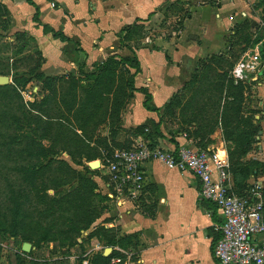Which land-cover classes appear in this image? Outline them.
Here are the masks:
<instances>
[{"label": "crops", "instance_id": "crops-1", "mask_svg": "<svg viewBox=\"0 0 264 264\" xmlns=\"http://www.w3.org/2000/svg\"><path fill=\"white\" fill-rule=\"evenodd\" d=\"M33 1L38 13L27 0H0V20L4 19L0 28L8 26V15L2 8L7 6L11 26L35 37L43 71L51 76L76 65L91 68L110 53L136 54L139 70L134 75V85L147 89V103L152 108L143 104L146 93L135 89L125 118L130 130L144 124L152 128L159 123L156 143L167 148L195 142L185 128L169 129L165 110L170 96L190 78L195 60L200 66L203 58L224 45L226 33L233 31L238 22L236 15L243 17L251 12L248 0ZM177 2L184 11L179 36L154 35L146 27L144 37L135 32L126 36L127 25H140L141 30L154 16L164 15L167 7ZM199 8H204V13L196 16ZM35 14L39 21L34 19ZM51 28L69 38L53 35ZM260 69L253 88L259 108L254 119L259 124L253 142L256 148L247 152L244 159L251 155L260 162L250 163L251 173L246 181L264 185V73H259ZM221 130L216 126L209 134L213 138L211 146L224 147ZM143 168L147 183L141 201L136 205H117V217L105 221L118 235L130 237L126 247L116 243L112 249H133L140 264H220L212 243L223 215L216 203L200 197L198 177L190 169L168 167L161 159L146 161ZM231 184L233 187L232 173Z\"/></svg>", "mask_w": 264, "mask_h": 264}, {"label": "rangeland", "instance_id": "rangeland-1", "mask_svg": "<svg viewBox=\"0 0 264 264\" xmlns=\"http://www.w3.org/2000/svg\"><path fill=\"white\" fill-rule=\"evenodd\" d=\"M248 1H250L251 12L243 17L236 15V21L238 22L235 23L233 31L226 33L228 36L224 45L217 48L213 56L203 58L202 65L199 66L197 60H195L193 66H191V72L198 71L197 74H199L210 69V78H214L215 72L224 71L227 72V76H231L234 79V75L239 78V73H247L245 70H240L239 72L235 69L239 68L243 64V59L248 57V54H252L255 49L259 51L262 59H264V0ZM181 7L183 6L179 2L167 7L164 15L154 16L147 26L136 31V34L144 37L145 29L147 28L154 35L160 34L162 37L179 36L177 31L182 27L184 18V11H182ZM2 8L8 15V26L0 28V74L9 76V82L4 83L9 86L2 89L3 92L0 90V264H15L18 261L20 264H29L32 261H39L40 264H90L93 254L96 252H102L103 254L105 246L108 245L102 237L105 236V231H102L100 226H106L105 221L117 217V205L109 197H102L98 194L92 195V204L98 209L99 216L90 223L88 228L80 233H64L60 230H55L48 239L43 240L41 238L44 231L43 226H35L34 221L37 217L40 218L39 208L44 206L45 203L38 201L37 195L30 191L31 187L28 184L20 182L19 172L15 169L16 165L27 163L29 162L28 160L37 161L38 159L48 163L42 174L44 175V183L47 185V193L50 195L70 192L80 182L83 181L82 183H84L85 180V182H88L89 179H92V175L86 172L81 164L72 161L67 151L49 154L48 158L39 157L35 154H26L24 149L28 139H23L19 133H21V127H29L25 123V114L28 110L31 114L30 125L38 129V131L40 129L39 126L44 123V120H38L39 117L44 119L52 117L51 119H54V115L58 113V106L63 105L58 101L62 93V87L66 85L68 79L72 76L71 72H73L75 73L74 77L79 81L78 95H83V89L86 85L97 81L104 97L103 103L101 102L99 105L100 109L103 105L101 118L95 125L91 124L90 126L92 137L88 142L89 147L91 152L97 151L93 159L101 157L100 151L105 150L103 148L105 145L109 150L117 146L126 145L133 134L132 129H129L130 126H128L125 116L129 109L130 101L134 96L133 88L130 85L134 67L128 66L124 62L114 61L106 63L102 67L94 65L85 69L80 65H76L74 69L66 68L64 72L59 74L62 76L61 79L55 81V95L51 97L53 101L50 100L49 109L45 113L36 103H30L31 101H39L45 93L42 85L43 76L39 77L40 79L37 77L38 74L41 75V71L44 73L45 71L42 68L35 37L25 34L23 30H15L16 28L11 26L8 7ZM202 9L204 8L197 10L198 14L196 16L204 13ZM211 14L212 11L209 16ZM15 74L28 77L30 80L26 84H15L16 89L14 90L10 87L13 85L12 78ZM247 75L248 79L239 80L246 83L241 107L244 110L243 115L247 114L246 111H250L248 115L252 116L253 119H257V116H255L257 112L255 111L259 108L257 100L253 96V88L256 86L255 80L258 79V76L257 72H248ZM197 82H187L180 90L176 91V94L174 93L170 96V103L165 110L169 129L185 128V131L192 133L193 127L188 126L185 119L192 117L193 111L205 99L204 93H199L196 97L192 95L193 89H196L198 85ZM2 84L0 83V85ZM61 108L64 113L66 109ZM217 126L221 127L220 124H217ZM256 127L259 129V124H256ZM52 131H54V128ZM256 134L257 132H255ZM209 137L212 141H206L207 138L203 140L204 143L211 146L213 138L210 135ZM221 137L223 138V133ZM100 139L102 141H99ZM50 141L49 137L43 139L45 144ZM223 145L227 154L228 151L233 149V144H227L225 139ZM255 148V144H252V147L247 152H251ZM245 156L247 155L245 154ZM49 157H52V159L49 160ZM59 158L65 159L70 163L71 167L79 169V172L71 169L66 171V166L57 161ZM76 158L83 165H88L89 160H86L84 155ZM247 160L254 164V158L251 155ZM81 172L89 175L88 180L79 178ZM55 177H58V184H53ZM94 178L97 179L95 175ZM11 184H14L15 187H10ZM11 188L22 192L30 191V200L24 202L21 205V209L15 210L13 202L9 199ZM25 213H29V215L25 216ZM58 213L57 211L56 215L53 216L57 220L59 227L64 229L67 227L66 220ZM49 218L42 219L41 223L45 224ZM24 241L30 243L29 250L22 249ZM111 251L112 249L109 254ZM121 253L120 251L119 254ZM113 256H116V254Z\"/></svg>", "mask_w": 264, "mask_h": 264}, {"label": "trees", "instance_id": "trees-1", "mask_svg": "<svg viewBox=\"0 0 264 264\" xmlns=\"http://www.w3.org/2000/svg\"><path fill=\"white\" fill-rule=\"evenodd\" d=\"M27 1L35 6L36 12L38 13V6L36 3L33 0ZM34 19L39 21L36 14L34 15ZM3 20L4 19L1 18L0 25L4 23L2 22ZM129 27L130 25L125 27L128 28L126 36H129L134 32L137 33L136 31L141 28L140 25H133L131 28ZM51 32L53 35L58 36L61 39L69 38L61 31H57L53 28H51ZM213 55L214 54L210 55V57ZM114 61L124 62L128 66L134 67L132 78L130 79V85L133 88V91L138 89L146 93L147 96L143 99V104L147 108H152L147 103L149 101V93L147 89L142 86L136 87L134 85L133 77L139 70V60L136 54L119 55L115 52L110 53L96 65H100V67H102L104 64ZM202 64L203 62L201 65ZM197 72L198 71L192 72L190 78L183 84L184 86L187 82L198 81V85L196 86V89H193L194 91L192 95L196 97L199 93H204L205 96L204 101L193 111L192 117L185 119L187 121L186 123L193 127L192 133L188 132V134L195 137V143L197 145L205 147L207 144L204 143L203 139L207 138L206 141H212L209 134L214 130L217 124H220L223 138L226 143L233 144V149L228 151L230 171L233 176V189L237 193H244L251 184L246 181V178L251 173V162L245 160L244 156L252 147V144L255 141V132L258 130L256 127L257 123L254 121L252 116L248 115L250 114V111H246L247 114L243 115L244 110L241 107V102L246 83L241 81L236 82L231 76H227V72L224 71L215 72L214 78H210V69L202 71L199 74H197ZM40 73L41 75L38 74L37 77L39 78L43 76L42 85L45 89V93L39 101H31L30 103H36V105L46 113V110L49 109L50 100L53 101L51 97L55 95V81L61 79L62 76H51L42 71ZM71 75L72 76L68 79L66 85L62 87V93L60 94L58 101H60L63 105L58 106V113L54 115V119H51L52 117H46L45 119L39 117L38 120H44V123L42 126L38 125L40 127L38 131V129L30 125L31 114L28 110L25 114V123L29 127H21V133H19L23 139H28L24 149L26 154H35L39 157L48 158L49 154H54L58 151H67L72 161L81 164L85 171L92 175V179L85 182V179L88 180L89 175H85L81 172L79 178H81V180L84 179V183H82L83 181L80 182L77 186H75L76 188L70 192L59 195H50L47 193V185L44 183V175L42 174V171L48 166V163H44L38 159L37 161L28 160L29 162L27 163H19L16 165L15 169L19 172L20 182L28 184V186L31 187L30 191L37 195L38 201L45 203L44 206L39 208L40 218L37 217L34 221L35 226H43L44 231L41 236L43 240L48 239L50 234L55 230H60L64 233H80L82 230L88 228L90 223L99 216L98 209L92 204L93 202L91 196L98 194L102 197H108L107 194L97 190L98 183L94 178V175L99 173V169L91 168L89 165H83L78 161L79 159L76 158L77 156L84 155L86 160H92L96 156L97 151L95 150V152H91L88 143L92 137L90 126L91 124L95 125L101 118L103 105L101 109L99 108V105L101 102L103 103L104 97L99 88V82L97 81L86 85L83 89V95H78L77 89L79 88V81L74 77L75 73L71 72ZM12 80L13 85H11L10 88L15 90V84H26L30 78L15 74ZM7 86L9 85H0V90L2 91V89H5ZM61 107L66 109L64 113L61 110ZM241 123L242 125L240 126ZM158 126L159 123H155V125L151 128V131H145L144 124L136 126L132 131L134 134L144 133L146 135H153V142L156 143L155 137L159 134ZM53 128L54 131H52ZM47 137H49L51 141L48 144H45L43 139ZM99 141L102 140L100 139ZM129 142L126 143V145H128ZM58 143H60V145H58ZM103 148L108 151L112 150L107 149L106 145L105 147L103 146ZM235 153L237 154L235 155ZM100 155V158H103L102 150L100 151ZM50 159H52V157H49V160ZM57 161L66 166V171L71 169L75 172L78 170L79 172V169H75L73 166L72 168L70 163H68L65 159L59 158ZM255 163L260 164V162L254 160V164ZM58 183V177H55L53 179V184ZM10 187H15V185L11 184ZM30 191L22 192L21 190L11 188L9 199L13 202L15 210L21 209V205L30 200ZM57 211L59 212L58 214L63 216L66 220L67 227L64 229L59 227L57 220L53 216L56 215ZM28 215L29 213H25V216ZM47 218H49V220L45 224H42L41 220ZM100 227L102 231H105V236L102 237L104 238L106 244L113 246L118 243L123 247H126L128 242H130V237L128 235H118L112 227H106L104 225H101ZM220 235L221 231L218 229L214 235L212 244H214ZM119 253L120 251L115 248L112 249L109 255H104L102 252H96L93 254L90 264H110V257L115 254H122ZM15 264H20V262L18 261ZM29 264H40V262L32 261ZM220 264L222 263L220 262Z\"/></svg>", "mask_w": 264, "mask_h": 264}, {"label": "built area", "instance_id": "built-area-1", "mask_svg": "<svg viewBox=\"0 0 264 264\" xmlns=\"http://www.w3.org/2000/svg\"><path fill=\"white\" fill-rule=\"evenodd\" d=\"M53 5L54 3L51 2ZM259 51L243 59L236 71L245 70L239 78L248 79V72H258L263 65ZM151 131L150 126L144 127ZM103 158L95 176L97 190L108 195L116 205L141 201L147 183L143 168L146 161L163 160L168 167L190 169L200 181V197L218 206L223 220L218 228L221 235L213 244V253L222 264H264V185L253 182L244 193H237L231 184L230 162L226 149L179 143L173 148L153 142V135L138 133L126 146L102 151ZM121 255L111 257V264H140L133 249L115 246Z\"/></svg>", "mask_w": 264, "mask_h": 264}, {"label": "water", "instance_id": "water-1", "mask_svg": "<svg viewBox=\"0 0 264 264\" xmlns=\"http://www.w3.org/2000/svg\"><path fill=\"white\" fill-rule=\"evenodd\" d=\"M259 73H264V65H263L262 69H260ZM8 82H9V76L6 75V74H0V83L4 84V83H8ZM99 164H100V159L99 158H95V159H92V160L88 161V165L91 168H96V167L99 166ZM22 249L29 250L30 249V243L27 242V241H24L23 244H22ZM111 249H112L111 245L105 246V248L103 250V254L104 255H108Z\"/></svg>", "mask_w": 264, "mask_h": 264}]
</instances>
